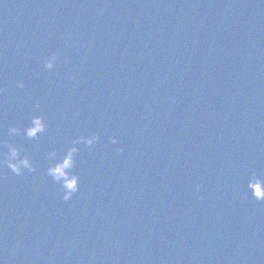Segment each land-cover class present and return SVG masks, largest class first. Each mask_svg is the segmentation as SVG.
Listing matches in <instances>:
<instances>
[{
    "label": "water",
    "instance_id": "water-1",
    "mask_svg": "<svg viewBox=\"0 0 264 264\" xmlns=\"http://www.w3.org/2000/svg\"><path fill=\"white\" fill-rule=\"evenodd\" d=\"M257 181L264 0H0L2 264H264Z\"/></svg>",
    "mask_w": 264,
    "mask_h": 264
},
{
    "label": "clouds",
    "instance_id": "clouds-1",
    "mask_svg": "<svg viewBox=\"0 0 264 264\" xmlns=\"http://www.w3.org/2000/svg\"><path fill=\"white\" fill-rule=\"evenodd\" d=\"M57 57L53 53L50 55L45 61L44 65L46 68L51 69L55 65ZM69 78H73L70 76ZM20 86H23V83L21 82ZM46 125L43 122L42 117H34L33 118V124L31 127L27 129V134L29 136H34L38 131H42ZM11 132H19V129L16 127H13L10 129ZM80 140L86 141L87 144L91 145L94 144L95 141L98 139V137L95 134L86 136V137H79ZM111 140L113 143H117V137L113 136L111 137ZM75 143V142H74ZM77 149L75 147L71 148L68 152V156L65 158V160L55 166H52L49 168V175H51L55 180H60L62 177L67 176V173L65 172V168L68 167L71 164V158L72 154ZM122 151V149H121ZM10 167L14 172L20 173L22 171V167L26 168H34V165L29 160V158H18V150L15 146H10V150L8 153V159L4 161ZM65 187L68 189L65 192L64 199H68L71 197L72 193L78 190V182L77 178L73 177L71 180L65 179ZM199 187V186H197ZM250 187L254 189V196L258 200H264V186H262L258 181L250 183ZM0 264H2V261H0Z\"/></svg>",
    "mask_w": 264,
    "mask_h": 264
}]
</instances>
